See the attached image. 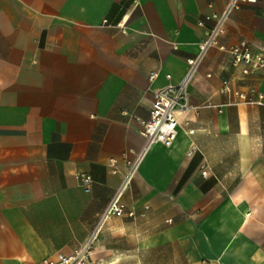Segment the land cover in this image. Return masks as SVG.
<instances>
[{"label":"crops","instance_id":"crops-1","mask_svg":"<svg viewBox=\"0 0 264 264\" xmlns=\"http://www.w3.org/2000/svg\"><path fill=\"white\" fill-rule=\"evenodd\" d=\"M228 2L0 0V264H43L89 240L124 154L145 144L156 91L169 74L184 79L199 22ZM241 40L264 46V0L235 12L219 45ZM238 75L227 52L210 51L190 86L197 109L171 148L148 152L126 214L107 221L87 264H264V106L217 108L222 81ZM247 84L264 94V70L233 85Z\"/></svg>","mask_w":264,"mask_h":264},{"label":"built area","instance_id":"built-area-1","mask_svg":"<svg viewBox=\"0 0 264 264\" xmlns=\"http://www.w3.org/2000/svg\"><path fill=\"white\" fill-rule=\"evenodd\" d=\"M255 2L257 0H229L221 12L211 13L199 22V26L205 27V37L199 44V52L187 61V73L180 83L174 84L172 75L169 74L167 75L169 84L165 88L156 91L150 110V118L143 123L142 136L145 144L140 151H133L132 156L130 153L124 154L126 171L123 181L103 213L93 234L83 246L76 249L72 254L59 253L55 257L46 259L43 264H87L89 262L95 243L107 221L112 217H122L126 214L123 204L124 196L131 188L148 152L157 144L171 148L177 140L182 117L187 112L197 109L190 102V86L213 48L219 46L222 51L227 52L231 57L233 68H239L237 77L222 81L220 93L227 96L228 101L225 105L217 106L218 111L222 113L225 107L240 105L264 106V94L258 91L256 86L247 84V88L243 89V86L235 87L233 85L237 79L243 82L258 76L264 70V46L247 40H241L231 46L219 45V40L224 35L233 14L244 5ZM158 77V72L150 73L151 81L156 80ZM207 77L211 78L212 74H207ZM204 106L214 107L211 103H206ZM189 132L190 134L195 133L194 130ZM197 151V146L192 147L189 156L194 155ZM115 165L116 162L112 161L111 167L113 169L116 167ZM202 175L205 178L210 177L211 170L207 166H203ZM79 179L85 191L90 192L93 184L92 176L82 173L79 175ZM148 209L149 207H146V210ZM130 216L134 218L137 215L135 212H131ZM140 216H145V213ZM172 222V220L168 221V223Z\"/></svg>","mask_w":264,"mask_h":264}]
</instances>
